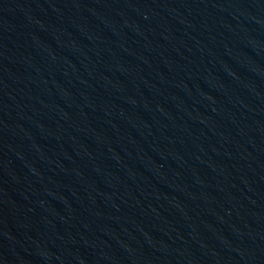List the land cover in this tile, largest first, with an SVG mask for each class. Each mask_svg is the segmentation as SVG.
Wrapping results in <instances>:
<instances>
[{
  "label": "water",
  "instance_id": "water-1",
  "mask_svg": "<svg viewBox=\"0 0 264 264\" xmlns=\"http://www.w3.org/2000/svg\"><path fill=\"white\" fill-rule=\"evenodd\" d=\"M0 264H264V0H0Z\"/></svg>",
  "mask_w": 264,
  "mask_h": 264
}]
</instances>
